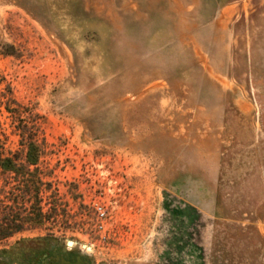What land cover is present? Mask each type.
I'll list each match as a JSON object with an SVG mask.
<instances>
[{"label":"rangeland","instance_id":"374dc122","mask_svg":"<svg viewBox=\"0 0 264 264\" xmlns=\"http://www.w3.org/2000/svg\"><path fill=\"white\" fill-rule=\"evenodd\" d=\"M0 148V249L264 264V0H0Z\"/></svg>","mask_w":264,"mask_h":264},{"label":"trees","instance_id":"16d2710c","mask_svg":"<svg viewBox=\"0 0 264 264\" xmlns=\"http://www.w3.org/2000/svg\"><path fill=\"white\" fill-rule=\"evenodd\" d=\"M35 149L36 147L33 148V151H35ZM31 157H33V155H31ZM12 166L13 159L6 156L3 153L2 148H0V167L2 173L4 175L11 173L13 170ZM28 183L30 184V190L32 193H40L38 192V190H40V181L36 177ZM21 185L22 184L20 183V187H25V183H23L22 186ZM18 191L24 193L25 189H19ZM2 195H4L3 198ZM9 197L10 192L7 191L6 187H3L2 190H0V243L7 241L19 233L26 232L27 230L39 229L45 224L44 219L46 215L43 212L41 203H37L33 205L31 209H28L23 205L25 203L24 195L21 194L15 199H10ZM20 201L22 203H20ZM10 202H12L13 205ZM44 252L42 253V251H39V253L37 252V254L35 253L33 255L22 245L11 247L9 249H0V264H34L33 259L30 257H39V255H45L48 257L45 264H58L57 261H55V258L58 257L55 253L49 251ZM65 263L75 264L72 261H66Z\"/></svg>","mask_w":264,"mask_h":264},{"label":"built area","instance_id":"2783aa9c","mask_svg":"<svg viewBox=\"0 0 264 264\" xmlns=\"http://www.w3.org/2000/svg\"><path fill=\"white\" fill-rule=\"evenodd\" d=\"M97 213H98L99 217H101V218L105 217V213L103 212V209L101 207L97 208Z\"/></svg>","mask_w":264,"mask_h":264},{"label":"water","instance_id":"95a60500","mask_svg":"<svg viewBox=\"0 0 264 264\" xmlns=\"http://www.w3.org/2000/svg\"><path fill=\"white\" fill-rule=\"evenodd\" d=\"M68 245H69V246H74V243L71 242V241H69V242H68Z\"/></svg>","mask_w":264,"mask_h":264}]
</instances>
